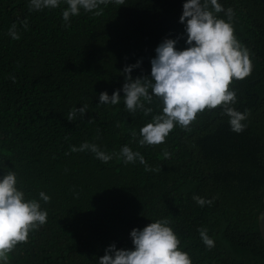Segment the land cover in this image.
Masks as SVG:
<instances>
[{
    "label": "trees",
    "instance_id": "trees-1",
    "mask_svg": "<svg viewBox=\"0 0 264 264\" xmlns=\"http://www.w3.org/2000/svg\"><path fill=\"white\" fill-rule=\"evenodd\" d=\"M185 2L110 0L65 22L66 0L39 11L30 10V0H0V179L14 172L25 201L47 211V222L16 245L8 264H99L113 244L134 250L133 229L161 220L192 264H264V5L218 0L225 12L216 13L208 3L249 50L251 74L230 85L237 101L230 107L248 113L242 133L217 107L198 113L188 129L176 124L164 143L141 146V129L163 114V102L154 95L151 103L142 100L152 109L147 115L125 105L126 66L139 61L133 80L151 78V60L165 39L177 40V50L188 47L179 22ZM13 24L18 40L9 35ZM118 90V104H100L101 93ZM84 105V116L69 121ZM84 143L113 158L104 163L90 150L71 151ZM124 146L146 164L125 163ZM194 196L213 203L201 207ZM202 228L215 242L211 249Z\"/></svg>",
    "mask_w": 264,
    "mask_h": 264
},
{
    "label": "clouds",
    "instance_id": "clouds-1",
    "mask_svg": "<svg viewBox=\"0 0 264 264\" xmlns=\"http://www.w3.org/2000/svg\"><path fill=\"white\" fill-rule=\"evenodd\" d=\"M110 0H66L68 8L62 16L67 22L70 16L79 15L80 10L93 12L100 5H107ZM122 4L123 0H115ZM209 0L201 4V0H186L183 4V14L180 23L185 25L187 34L185 50H177V40L165 39L156 48V57L151 60V78L137 77L133 80L131 72L140 67L126 66L124 75L126 82L123 85L124 101L130 112L142 109L145 115L151 113V108H144L141 102L151 103L153 95L163 102V114L153 118L141 129L140 145H159L165 142L166 137L176 124L188 129L195 121L197 114L206 109L222 107L229 117L231 130L242 133L248 118V113H241L230 105L235 104L236 93L230 89L233 79L243 80L251 74V60L249 50L237 40L232 24L223 19H217L212 11L208 10ZM60 0H30V10L56 8ZM212 9L216 13L225 12L218 0H210ZM229 21L234 12L228 8L225 13ZM95 15H102V11H95ZM24 26L27 27L25 20ZM9 35L18 40L20 37L13 24ZM149 89L151 93L149 94ZM100 104L116 105L120 102V91L111 97L107 92L99 95ZM77 112L84 116L87 105L73 109L68 114L72 121ZM90 150L96 158L104 163L113 157L100 151L95 144L84 143L80 148L73 147L72 152ZM125 163H134L137 159L146 164L139 152H133L128 146L121 149ZM169 153L164 152L168 158ZM145 171H152L146 167ZM17 179L14 172H9L0 179V262L8 264V255L17 244L26 243L29 232L47 222V211H42L40 204L35 201H25V195L16 187ZM40 199L50 202V197L40 192ZM195 202L204 207L211 205V199L194 196ZM168 220L150 223L143 230L133 229L130 233L134 250H117L115 244L105 250V255L99 259V264H192L188 254L179 248L180 240ZM201 239L207 248L215 246V242L207 234V229L199 230Z\"/></svg>",
    "mask_w": 264,
    "mask_h": 264
},
{
    "label": "water",
    "instance_id": "water-1",
    "mask_svg": "<svg viewBox=\"0 0 264 264\" xmlns=\"http://www.w3.org/2000/svg\"><path fill=\"white\" fill-rule=\"evenodd\" d=\"M264 5V0H259ZM259 227L264 241V210L259 215Z\"/></svg>",
    "mask_w": 264,
    "mask_h": 264
}]
</instances>
